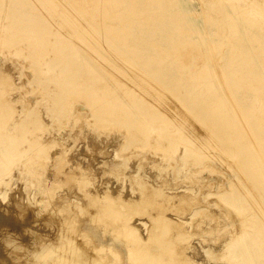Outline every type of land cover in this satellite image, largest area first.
<instances>
[{
  "label": "rangeland",
  "instance_id": "obj_1",
  "mask_svg": "<svg viewBox=\"0 0 264 264\" xmlns=\"http://www.w3.org/2000/svg\"><path fill=\"white\" fill-rule=\"evenodd\" d=\"M27 25L45 44L41 52L26 38L16 40L31 34L24 30ZM0 40V74L12 73L23 88L14 95L35 110L26 114L21 101L12 113L0 108L2 119L11 118L4 126L13 127L25 115L28 125L41 129L30 136L34 145L55 144L48 156L35 158L41 165L36 180L55 178L53 202L80 192V184L65 178L72 175L68 166L56 171L51 164L65 139L71 148L67 162L95 172L88 191L109 182L125 195H150L144 190L149 182L174 196L178 214L189 217L200 195L216 194L221 186L230 193L220 208L213 206V197L201 205L211 206L216 222L208 212L193 217V226L184 230L196 235L186 243L182 236L178 253L198 247L200 261L215 264L217 253L206 255L199 239L215 252L233 236L234 264H264V0H0ZM184 96L237 127L218 128V134L234 137L228 148L189 113ZM63 105L72 108L70 115L58 113ZM122 146L121 156L130 159L117 172L118 180L115 173H103L108 168L102 163L121 161L113 155ZM10 187L4 188L6 200L0 199V225L13 219L7 207L17 191ZM163 199L157 201L166 204ZM30 221L16 223L23 230Z\"/></svg>",
  "mask_w": 264,
  "mask_h": 264
},
{
  "label": "bare ground",
  "instance_id": "obj_2",
  "mask_svg": "<svg viewBox=\"0 0 264 264\" xmlns=\"http://www.w3.org/2000/svg\"><path fill=\"white\" fill-rule=\"evenodd\" d=\"M59 4H61V2ZM29 28L31 27H26L24 30L27 29V32L31 33L30 35L26 33V37H19L18 39L16 38V40L21 42L22 39L24 40V38H26L33 46L35 45L34 49L36 51L42 50L45 44L42 43L40 45L39 42H37L39 41L37 39L38 35H34L35 33L29 31ZM18 35L19 34H17V36ZM44 41L46 40L44 39ZM106 51L108 52L109 50ZM23 57L30 59L32 55H28L29 58L27 55ZM37 57L40 59L41 56L38 55ZM112 58L115 57L113 56ZM116 59L117 58H115V60ZM40 63L43 66L45 62H39V66ZM46 65H48L47 62ZM39 70L41 71V68ZM0 76V108H5L7 112L12 113L14 107L21 101L23 104L22 110L26 112V114L34 113L35 110H33V108L24 106L23 99L20 98V95H14L17 92L19 93V90L23 88L14 82L12 73L3 71ZM73 83H75V81H73ZM79 83L82 84L80 81H77V84ZM72 87L71 84L67 88L71 89ZM63 91L64 94L69 92V90L66 89H63ZM157 91H162V89ZM185 98L189 102V113H192L193 117L199 118V121L204 124L203 126L209 129L211 128L214 137H221L220 139L223 147L232 143L233 136L218 134V128L227 129L234 125L232 122L221 116L217 117L216 113L218 112L216 110L213 111L214 109L210 108L208 110H203L206 106H204L203 102L192 100L187 96ZM62 102L64 101L62 100L61 103ZM89 106L91 105L89 104ZM65 110L70 115L72 108L63 105L59 108L58 113H62ZM37 116L39 117V115H36V117ZM25 119L26 116L24 115L19 122L15 121L13 127H6L4 124L11 121V118L2 119V113L0 112V199L6 200L8 197L9 190H5V187L9 188L11 186V191L12 188H16L15 185L20 184L19 181L23 183L18 191V188H16L17 192H15V194H11L9 207H7L8 212L12 211L13 219L10 218V220L6 218L4 220L6 224L0 225V237H2L0 241V264H203L204 261H200L201 259L197 257L199 255L198 247H191V252L189 253L185 250L178 253L177 249L181 248V242L178 243V241L182 236L185 237L186 235L188 238H183L184 243H186L189 242L188 240L191 237L196 235V233H190L187 232L188 229L187 231L184 229L186 226H193V217H196L198 213L203 215V213L205 214L208 212L210 219L216 222L215 219L217 215L214 214L215 211L214 213L208 211L211 206L208 204L205 205L204 208H201V205L203 206L208 198L213 197L215 198L213 206L220 208L219 206L222 203L220 201L230 192H222L220 186V190L216 194L211 193V190H209L205 194L200 195L201 199L200 202H198L200 204L197 203L196 209L193 208L192 214L190 215L191 218H189L190 216L184 217L182 214H178L179 212L172 205L174 196H165L166 194H163L161 187L156 188L154 184L151 185L147 181L144 190H149V193H151L150 195L136 191H132L128 194L126 193L125 195L123 189L114 191L113 185H110L109 182L103 183V186H100L98 190L88 191L87 186L91 185V181L93 177H95V172H93L92 169L89 170L87 166H81L80 164L71 165L67 162V156L71 148H69L70 144L64 143L67 142V140L63 139V142L59 144L60 151L57 152L58 156H51L52 167L55 164L54 169L57 171L59 170V165L64 167L68 166L70 169L68 174L72 175H70L71 178H69V176L65 178L80 184L82 189L79 187L80 192H77L78 190H73L74 192L64 197L62 196L57 201L53 202L52 198H54V193L52 192L56 184L54 182L55 178L41 176L42 179L36 180V176L38 175L37 166L39 164L35 162V158L39 157L41 153L48 156L49 151L55 144L54 146H51L52 143L34 145V143L30 141V136L41 129L39 127H31V123L28 125ZM162 119L163 116H158L159 124H161ZM238 120L241 124L245 125L246 119L239 118ZM34 121L33 118L31 122ZM40 122L43 123L42 118ZM235 128L237 129L236 126ZM198 138L200 139V137ZM139 140L141 139H135V141ZM226 148H228V146ZM124 150L125 147L123 146L120 148V152L116 150L114 153L115 155H113L114 159L121 158V154ZM33 151L34 153L31 154ZM259 155L263 157L261 154ZM129 159L130 157L126 156L122 157L121 161L117 159L116 161L118 162L112 159L110 162L102 163L103 168L106 166V168H108L103 173L107 176L110 173H115L119 180L120 175L117 172L128 163ZM260 162L262 163L263 159ZM135 171L137 172V170ZM68 174L66 173V175ZM154 175L155 174H153V176ZM102 177L100 176L98 178ZM102 179L101 183L103 182ZM56 186H59V183ZM212 186L213 184H210V187ZM60 188L62 187L59 186V189ZM18 192L20 193L18 194ZM156 198H166L163 200L167 203L165 204L163 201H157ZM148 208L157 211H148ZM200 209H202L201 212H196ZM168 215L176 217L171 218L170 216L168 217ZM30 220H32V222ZM29 221L32 223V226L28 224L27 227L29 228L23 230H21L20 226L16 223L22 222L25 223L24 225L26 226V222ZM202 231H204V229ZM28 235L31 236V239ZM233 240V236L227 239L225 244H223V242L219 247L214 248L215 252L210 251L207 244L205 245V243H203V240L201 241L199 239V244L205 249L206 255L209 252L213 255L217 253L215 255V264H217L218 261L231 264L233 263L231 254L237 249V247L233 245ZM217 241H219V239H215L214 244H218ZM212 246L215 247V245ZM199 247L201 252V246Z\"/></svg>",
  "mask_w": 264,
  "mask_h": 264
}]
</instances>
